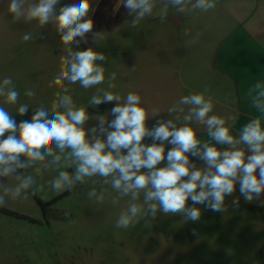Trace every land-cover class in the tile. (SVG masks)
Returning a JSON list of instances; mask_svg holds the SVG:
<instances>
[{"label":"rangeland","instance_id":"rangeland-1","mask_svg":"<svg viewBox=\"0 0 264 264\" xmlns=\"http://www.w3.org/2000/svg\"><path fill=\"white\" fill-rule=\"evenodd\" d=\"M7 3L0 2V81L11 77L20 98L17 105H3L0 98V106L11 111L19 123L30 120L38 105L50 107L56 99L59 89L51 81L59 72L64 53L52 25L41 28L36 21L13 22ZM73 3L79 0H60L57 10ZM161 7L157 0L154 13ZM89 18L93 29L86 34L88 43L73 44V49L92 47L106 56L102 62L106 80L96 88L107 89L108 75L116 73L112 91L122 97L138 93L144 105L159 112L147 122L148 127L169 119L167 110L180 97L205 89L213 98L211 114L233 117V125L241 123L242 83L228 71L243 51L264 49V0H217L216 8L208 12L177 13L170 8L164 21L154 14L135 28L131 26L134 17L122 0H91ZM175 18L180 20L178 26L173 23ZM97 32L105 34L98 43L93 40ZM198 32L202 35L194 39ZM28 33L32 39L23 41ZM66 86L78 106L87 105L96 92V88L86 90L78 82ZM27 89L36 95L25 96ZM21 103L30 105L24 116L15 112ZM113 107L115 102L88 108L91 119L85 127L97 126L99 116L110 122ZM187 110L185 106V113ZM193 127L207 139L203 124ZM144 142L151 144L152 140ZM171 147L167 145L165 152ZM190 159L198 168L204 166L203 161ZM59 170L74 171L41 168L37 174L34 168L28 169L24 174L34 175L36 184L27 190L26 198L24 194L16 200L9 196L0 205V264H264V201H246L239 183L225 198L226 211L214 212L205 205H193L189 199L187 206L201 210L198 221L158 213L155 218L140 217L123 229L116 227V221L127 209L129 198L114 204L118 193L100 177L55 192L49 182ZM16 183L15 178H0V194L4 187ZM93 188L98 193L104 191L103 202L88 198ZM55 199L45 207L39 203Z\"/></svg>","mask_w":264,"mask_h":264},{"label":"clouds","instance_id":"clouds-1","mask_svg":"<svg viewBox=\"0 0 264 264\" xmlns=\"http://www.w3.org/2000/svg\"><path fill=\"white\" fill-rule=\"evenodd\" d=\"M122 2L134 17L133 28L154 14L164 21L170 8L177 13L208 12L217 6V0H160L162 7L154 13L157 0ZM59 4L60 0L7 3L13 22L36 21L41 28L52 25L60 35L64 55L60 57L59 72L51 81L59 91L50 107L38 105L30 120L17 123L12 112L0 106V178L18 180L14 186L3 188L0 205L9 196L16 200L24 194L26 198L36 179L24 172L33 168L37 174L41 168L74 169L58 171L49 182L55 192L71 190L93 177L102 178L103 184L118 193L114 204L129 198L127 209L116 221V227L123 229L137 223L140 217L155 218L158 213L198 221L201 210L187 206L189 199L193 205H205L214 212L226 211L225 198L234 193L237 183L248 202L264 194V80L248 90L251 106L258 115L243 125L238 136L232 134L233 117L211 114L214 103L208 89L180 97L167 110L170 118L157 120L150 128L147 122L159 112L144 105L138 93L129 92L122 97L112 91L116 88V73L108 75L107 89L96 88L106 80L102 63L106 56L92 47L79 51L72 47L81 41L88 43L86 34L93 29V20L86 19L91 0H79L57 10ZM200 35L198 32L194 39ZM31 39V33L22 37L23 41ZM104 39V33H93L94 42ZM77 82L86 90L96 88L87 105L78 106L69 94L66 84ZM24 95L31 98L36 93L27 89ZM0 98L3 105L18 104L20 92L11 77L0 81ZM110 102H115L109 112L114 119L109 122L105 116H99L97 126L86 128L91 119L88 108ZM29 108L28 103H21L15 112L24 116ZM193 124L205 126L207 139L198 135L199 128ZM146 138L152 143H145ZM167 145L172 147L166 153ZM190 157L203 161L204 166L198 168ZM164 161V166L159 167ZM87 195L97 202L105 199L104 191L98 193L95 188Z\"/></svg>","mask_w":264,"mask_h":264},{"label":"crops","instance_id":"crops-1","mask_svg":"<svg viewBox=\"0 0 264 264\" xmlns=\"http://www.w3.org/2000/svg\"><path fill=\"white\" fill-rule=\"evenodd\" d=\"M175 25L180 24V20L173 19ZM239 60H235L234 67L229 69L228 75L241 81L242 83V97L241 108L239 110L242 121L238 125H233L232 134L235 135L244 124L249 122L254 116L258 115L256 110L251 106L250 98L247 93L250 87L259 80H264V49L256 48L249 49L242 52Z\"/></svg>","mask_w":264,"mask_h":264},{"label":"trees","instance_id":"trees-1","mask_svg":"<svg viewBox=\"0 0 264 264\" xmlns=\"http://www.w3.org/2000/svg\"><path fill=\"white\" fill-rule=\"evenodd\" d=\"M57 200H58V199H55V200H52V201H50V202H48V203H44V202H42V201H39V203H40L43 207H45L46 205H51V204L55 203Z\"/></svg>","mask_w":264,"mask_h":264},{"label":"flooded vegetation","instance_id":"flooded-vegetation-1","mask_svg":"<svg viewBox=\"0 0 264 264\" xmlns=\"http://www.w3.org/2000/svg\"><path fill=\"white\" fill-rule=\"evenodd\" d=\"M259 173V170H257V174ZM257 200H259V201H264V194H262L260 197H259V199H257Z\"/></svg>","mask_w":264,"mask_h":264},{"label":"water","instance_id":"water-1","mask_svg":"<svg viewBox=\"0 0 264 264\" xmlns=\"http://www.w3.org/2000/svg\"><path fill=\"white\" fill-rule=\"evenodd\" d=\"M259 170V169H258Z\"/></svg>","mask_w":264,"mask_h":264}]
</instances>
